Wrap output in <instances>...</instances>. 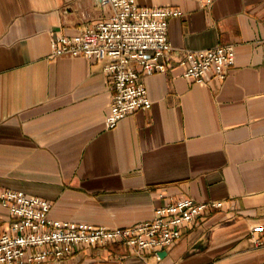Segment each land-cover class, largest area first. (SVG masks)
Masks as SVG:
<instances>
[{
    "label": "crops",
    "instance_id": "0c3cea01",
    "mask_svg": "<svg viewBox=\"0 0 264 264\" xmlns=\"http://www.w3.org/2000/svg\"><path fill=\"white\" fill-rule=\"evenodd\" d=\"M170 6L164 72L145 75L151 105L105 126L104 60L51 56L111 12L97 0H0V189L51 203L48 216L106 227L151 219L170 197L221 207L172 244L138 255L121 241L76 246L39 264H264V0H136ZM234 44L223 80L194 81L187 49ZM0 222L9 223L0 202Z\"/></svg>",
    "mask_w": 264,
    "mask_h": 264
},
{
    "label": "built area",
    "instance_id": "2783aa9c",
    "mask_svg": "<svg viewBox=\"0 0 264 264\" xmlns=\"http://www.w3.org/2000/svg\"><path fill=\"white\" fill-rule=\"evenodd\" d=\"M112 12L90 28L75 35L56 34L50 39L51 56L83 55L104 60L103 71L111 80V102L105 126L151 105L143 77L164 72L172 46L168 40V19L179 15L178 8L140 5L136 0H97ZM211 0H204L209 3ZM234 44H216L187 49L178 59L183 75L194 81L223 80L234 63ZM0 202L8 208L9 223L0 222V264H39L62 259L76 246H92L121 241L138 255L169 246L184 225L195 223L203 214L222 206V201L197 202L188 197H170L156 206L151 219L126 227H106L91 223L53 219L51 203L22 190L0 189ZM252 236L256 243L264 236Z\"/></svg>",
    "mask_w": 264,
    "mask_h": 264
}]
</instances>
